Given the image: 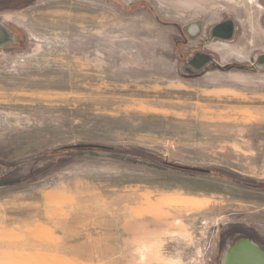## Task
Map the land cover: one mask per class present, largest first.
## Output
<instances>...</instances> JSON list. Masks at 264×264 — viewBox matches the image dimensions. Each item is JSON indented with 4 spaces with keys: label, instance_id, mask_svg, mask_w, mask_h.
<instances>
[{
    "label": "rangeland",
    "instance_id": "rangeland-1",
    "mask_svg": "<svg viewBox=\"0 0 264 264\" xmlns=\"http://www.w3.org/2000/svg\"><path fill=\"white\" fill-rule=\"evenodd\" d=\"M263 16L264 0H33L7 15L0 264H220L232 232L264 248V70L219 67L264 51ZM223 18L237 41L185 74Z\"/></svg>",
    "mask_w": 264,
    "mask_h": 264
},
{
    "label": "water",
    "instance_id": "water-1",
    "mask_svg": "<svg viewBox=\"0 0 264 264\" xmlns=\"http://www.w3.org/2000/svg\"><path fill=\"white\" fill-rule=\"evenodd\" d=\"M234 22L232 19H225L222 23L214 26L209 31L210 38H219L221 40H231L233 38ZM229 33L230 35H227ZM11 41L7 28L4 23L0 22V48L5 47ZM193 54L185 64L182 65L185 74H199L204 66L208 65L213 57L210 55L198 53ZM252 67L256 71L264 70V53L256 54L252 61ZM182 170L208 174L209 170L194 167H178ZM14 182H0V187L12 185ZM220 264H264V251H262L255 243L242 239L222 254Z\"/></svg>",
    "mask_w": 264,
    "mask_h": 264
},
{
    "label": "flooded vegetation",
    "instance_id": "flooded-vegetation-1",
    "mask_svg": "<svg viewBox=\"0 0 264 264\" xmlns=\"http://www.w3.org/2000/svg\"><path fill=\"white\" fill-rule=\"evenodd\" d=\"M33 0H0V22L1 23H4L5 24V21H6V16L10 15L11 13H14L15 11H19V10H23L25 9L28 4L30 2H32ZM225 19H229V18H223L222 20H220L218 23L214 24V25H211L206 31H205V39H201V41H203V43L201 44H198L197 46H195V48L189 53V55L184 59V62H182V64H185L186 61L193 56V54H197L196 57L199 55L198 53H202V54H206V55H210L213 57L212 61L204 66L203 70H201V72L199 74H187L189 76H198L200 75L204 70L206 69H209V68H212V67H216V63L218 62V60L216 59V56L213 54L214 51L209 49V47L211 45H214L215 43L214 42H217V43H226V44H230V45H233V43H235L238 39V33H239V30H238V27L236 26L235 22H234V32H233V38L231 40H221L219 38H210L209 36V31L216 25L222 23ZM262 22H263V25H264V16H263V19H262ZM260 25V24H259ZM193 28V32L194 34H196L198 32V29L196 26H192ZM263 29V28H262ZM264 30V29H263ZM9 31V30H8ZM227 35H230L229 33H226ZM235 45V44H234ZM209 46V47H208ZM6 47V46H5ZM259 49V48H258ZM212 51V52H211ZM264 51H260V53H256V54H263ZM254 54L253 55V58L254 56L256 55ZM253 58H252V61H253ZM236 62H239L237 60H234ZM231 63V62H230ZM181 64V65H182ZM229 64V63H228ZM251 67H252V62L249 64ZM220 66H223V65H220ZM219 66V67H220ZM253 68V67H252ZM254 69V68H253ZM255 70V69H254ZM240 235H245L246 237L248 238H251L250 236L246 235L245 233L243 232H232V233H229V234H224V236L221 237L220 239V245H219V255H218V258L217 260H219V262H221V256L227 249L228 247L230 246H233L236 242V239H238L240 237ZM242 240V239H241ZM240 241V240H239ZM253 242V241H252ZM258 246V245H257ZM259 247V246H258ZM262 251H264V248L262 247H259ZM223 251V253H222Z\"/></svg>",
    "mask_w": 264,
    "mask_h": 264
},
{
    "label": "trees",
    "instance_id": "trees-1",
    "mask_svg": "<svg viewBox=\"0 0 264 264\" xmlns=\"http://www.w3.org/2000/svg\"><path fill=\"white\" fill-rule=\"evenodd\" d=\"M114 1H116V0H114ZM220 68H222L224 70L254 71V69L249 64H247V63H240V62H236V61H233V62H231L229 64L220 66ZM182 171L184 173H190V174H197V175L198 174H202V173H198V172H191V171H185V170H182ZM211 173H213L214 176L216 175L217 178L226 180L227 182H229L231 184L243 185L242 182L238 181L236 178H234L233 176H231V175H229L227 173L225 174V176L222 174V172H220L218 170H217V172H216V170H213ZM217 174H220V175H217ZM202 175H205V174H202ZM239 180H241V179H239ZM239 238L240 239H246V240L252 241L251 238H248L245 235H240Z\"/></svg>",
    "mask_w": 264,
    "mask_h": 264
},
{
    "label": "crops",
    "instance_id": "crops-1",
    "mask_svg": "<svg viewBox=\"0 0 264 264\" xmlns=\"http://www.w3.org/2000/svg\"><path fill=\"white\" fill-rule=\"evenodd\" d=\"M264 48H262V50H263Z\"/></svg>",
    "mask_w": 264,
    "mask_h": 264
}]
</instances>
